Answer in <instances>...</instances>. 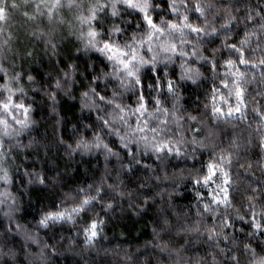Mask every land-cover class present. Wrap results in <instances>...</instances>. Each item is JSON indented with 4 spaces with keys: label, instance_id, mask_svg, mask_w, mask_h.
I'll return each instance as SVG.
<instances>
[{
    "label": "trees",
    "instance_id": "trees-1",
    "mask_svg": "<svg viewBox=\"0 0 264 264\" xmlns=\"http://www.w3.org/2000/svg\"><path fill=\"white\" fill-rule=\"evenodd\" d=\"M0 264H264V0H0Z\"/></svg>",
    "mask_w": 264,
    "mask_h": 264
},
{
    "label": "rangeland",
    "instance_id": "rangeland-1",
    "mask_svg": "<svg viewBox=\"0 0 264 264\" xmlns=\"http://www.w3.org/2000/svg\"><path fill=\"white\" fill-rule=\"evenodd\" d=\"M130 1H132V2L138 1L139 2V0H130ZM108 50L110 51L111 57H113L116 60H123L125 58L124 53L118 49H114V48L110 47V48H108Z\"/></svg>",
    "mask_w": 264,
    "mask_h": 264
}]
</instances>
